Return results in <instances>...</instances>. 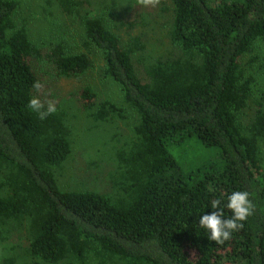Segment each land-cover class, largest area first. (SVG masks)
Returning <instances> with one entry per match:
<instances>
[{
    "label": "trees",
    "instance_id": "trees-1",
    "mask_svg": "<svg viewBox=\"0 0 264 264\" xmlns=\"http://www.w3.org/2000/svg\"><path fill=\"white\" fill-rule=\"evenodd\" d=\"M56 2L80 16L100 75L120 97L119 105L99 102L83 89L79 101L97 106L100 120L117 111L126 119L128 110L134 123L129 148L116 152V195L63 188L58 173L72 154L67 114L58 105L40 120L27 104L39 97L47 106L40 61L73 79L95 67L97 53L64 41L40 48L15 22L18 1L0 0V225L31 227L24 263L264 264V67L257 64L264 0H171L174 47L163 58L147 52L145 35L122 40L84 0ZM190 140L220 158L185 171L177 149ZM235 190L249 192L253 213L217 245L199 218Z\"/></svg>",
    "mask_w": 264,
    "mask_h": 264
},
{
    "label": "rangeland",
    "instance_id": "rangeland-1",
    "mask_svg": "<svg viewBox=\"0 0 264 264\" xmlns=\"http://www.w3.org/2000/svg\"><path fill=\"white\" fill-rule=\"evenodd\" d=\"M17 1L19 8L15 14V22L18 26L26 28L30 38L39 44L40 48L64 41L65 45L71 46L74 51L94 54L95 49L88 46L84 39L79 15L60 9L56 0ZM84 1L92 16L107 15L108 20L111 19L114 31L122 40L127 41L130 36L145 35L147 52L152 53L155 58H163L172 51L174 46L169 38L173 15L171 0ZM95 52V67L80 78H62L56 74L53 67L40 61L39 75L44 82L43 91L46 93H42L44 95L40 97L44 98L45 102L52 101L65 110L71 130L72 154L58 173V181L60 180L62 187L66 190H91L114 196L117 192L110 177L117 171L119 159L116 158V152L129 148L124 143L131 135L134 120L128 119L131 115L128 110L124 112L126 119H122L117 111L108 121L100 120L97 117L99 114L95 112L97 106L91 110L79 101L81 90L90 89L99 102L110 101L119 105L117 88L101 77L103 64L98 52ZM257 58V64L263 68L264 52L259 53ZM262 76L264 77V70ZM177 150L178 159L187 172L220 158L218 150L206 149L196 140L184 142ZM118 193L122 196L123 192L119 190ZM31 233L28 223L0 225V263L4 258L12 257L17 260L15 264H25Z\"/></svg>",
    "mask_w": 264,
    "mask_h": 264
},
{
    "label": "clouds",
    "instance_id": "clouds-1",
    "mask_svg": "<svg viewBox=\"0 0 264 264\" xmlns=\"http://www.w3.org/2000/svg\"><path fill=\"white\" fill-rule=\"evenodd\" d=\"M33 87L41 88L39 82H34ZM28 109L37 113L40 120H45L54 114L57 109L55 103H42L39 97H33L27 104ZM212 211L209 214H202L199 218V228L207 234V239L217 245H222L232 238L233 234L244 227L245 222L253 213V204L250 194L244 190L232 191L225 203L216 200L210 204ZM225 210L230 212V215Z\"/></svg>",
    "mask_w": 264,
    "mask_h": 264
}]
</instances>
